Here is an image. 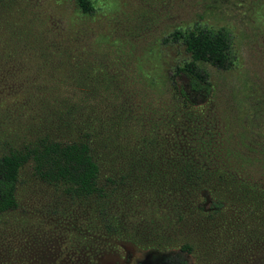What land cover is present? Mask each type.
<instances>
[{
    "label": "rangeland",
    "instance_id": "374dc122",
    "mask_svg": "<svg viewBox=\"0 0 264 264\" xmlns=\"http://www.w3.org/2000/svg\"><path fill=\"white\" fill-rule=\"evenodd\" d=\"M88 1L86 14L75 0H0V152L14 137L90 133L108 193L65 201L41 185L24 191L35 242L1 264H161L148 245H177L188 232L186 162L264 185V0ZM195 27L225 31L229 65L203 64L212 94L190 114L170 87L188 54L169 39ZM59 115L67 121L56 129ZM238 264H264V251Z\"/></svg>",
    "mask_w": 264,
    "mask_h": 264
},
{
    "label": "trees",
    "instance_id": "16d2710c",
    "mask_svg": "<svg viewBox=\"0 0 264 264\" xmlns=\"http://www.w3.org/2000/svg\"><path fill=\"white\" fill-rule=\"evenodd\" d=\"M75 1L81 13L92 11L88 0ZM169 40L180 42L188 54L170 75L172 94L185 113L193 114L212 94L209 72L203 64L227 68L229 39L222 28L195 27L176 29ZM60 110L66 115L69 107ZM65 115L51 118L56 129L66 125ZM90 136L86 133L79 140L62 142L49 132H41L7 142L0 152V264L10 253L35 242L29 224L34 212L29 204L21 206L24 191L32 194L41 185L58 192L65 201L108 198L99 184L100 168L87 140ZM182 172V186L190 198L188 232L177 245H148L163 255L161 264H238L244 254L264 251V185L196 160L186 162ZM107 182L116 180L108 178ZM60 210L53 209L52 214ZM100 213L105 215V210ZM14 214L20 217L13 224L3 221ZM40 224L47 226L48 222Z\"/></svg>",
    "mask_w": 264,
    "mask_h": 264
}]
</instances>
